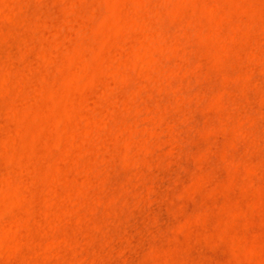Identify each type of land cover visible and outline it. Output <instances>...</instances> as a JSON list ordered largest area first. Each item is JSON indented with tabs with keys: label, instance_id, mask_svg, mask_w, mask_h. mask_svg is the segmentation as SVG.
Here are the masks:
<instances>
[{
	"label": "rangeland",
	"instance_id": "rangeland-1",
	"mask_svg": "<svg viewBox=\"0 0 264 264\" xmlns=\"http://www.w3.org/2000/svg\"><path fill=\"white\" fill-rule=\"evenodd\" d=\"M0 264H264V0H0Z\"/></svg>",
	"mask_w": 264,
	"mask_h": 264
}]
</instances>
